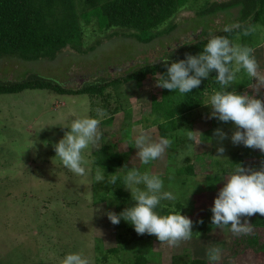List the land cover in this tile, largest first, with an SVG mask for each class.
I'll list each match as a JSON object with an SVG mask.
<instances>
[{"label": "rangeland", "instance_id": "1", "mask_svg": "<svg viewBox=\"0 0 264 264\" xmlns=\"http://www.w3.org/2000/svg\"><path fill=\"white\" fill-rule=\"evenodd\" d=\"M74 1L82 51L67 47L55 59L34 61L4 57L0 59V77L12 80L37 72L77 88L88 79L121 76L124 72L120 71L159 59L182 41L201 35L204 27L197 21L198 11L213 1L226 0H178V11L152 32H164L172 24L176 28L147 43L130 35L135 30L108 24L101 10L108 0ZM209 20V33L224 26L222 14L210 16ZM116 31L120 34L112 35ZM254 34L251 48L259 72L264 74V25L257 23ZM234 43L242 45V36H235ZM238 76L229 90L264 98V86L257 92L255 79L250 80L243 71ZM213 79L215 76L207 79L204 100L220 89ZM163 92L164 88L156 86L155 74L141 83L110 85L102 94L93 96L58 94L50 89L0 94V264H61L69 252H82L91 264H138L140 255L148 258V264H184L195 259L207 260L209 264L207 249L213 246L221 249L218 264H264V251L248 248L234 254L230 226L216 228L211 223L214 199L225 183L219 180L218 171L226 177L237 163L253 169L264 167V152L234 145L230 139L234 123L209 118L211 106L199 105L198 96L188 93L184 95L186 125L167 135L173 144L160 159L142 165L132 141L145 128H151L153 139L161 137L158 125L147 117L153 114L154 99H161ZM97 109H103L105 114L99 116ZM83 116L101 120V140L86 153L93 161L92 168L97 166V157L118 153L121 162L113 171L99 165L104 168L106 179L112 175L123 177L125 165L162 174L166 186L171 183L178 199L163 202L158 211L168 214L181 210L190 216L194 221L191 239L170 244L145 233L142 239L121 247L120 237L137 232L133 226L128 228L129 223L124 220L112 224L107 213L123 210L118 207V188L129 194L131 190L119 182H95L94 171L76 176L58 158L53 161L54 144L70 130L61 125ZM218 128L228 133L227 139L221 141L215 136ZM191 130L200 131L199 136L205 140L199 145L190 144L187 134ZM221 144L225 148L222 154L218 153ZM104 146L106 152L101 151ZM190 165L194 166L191 176L185 172ZM112 248L120 249L114 252Z\"/></svg>", "mask_w": 264, "mask_h": 264}, {"label": "clouds", "instance_id": "2", "mask_svg": "<svg viewBox=\"0 0 264 264\" xmlns=\"http://www.w3.org/2000/svg\"><path fill=\"white\" fill-rule=\"evenodd\" d=\"M241 27L239 22H233L224 25L221 30L232 33ZM162 59L166 72L163 75L156 73V86L181 95L192 93L194 88H199L202 81L215 72V80L221 88L203 102L211 106L209 118L234 123L235 130L230 137L234 145L243 144L264 152V98L241 93L234 88L229 90L238 81V74L242 71L250 80L255 79L257 92L264 86V74L259 72V65L251 47L235 44L227 36L212 34L203 50L197 54H187L184 59L179 60L169 57ZM97 112L99 116L105 114L103 109H97ZM147 118L153 121L158 119L156 114L148 115ZM159 123L164 124L166 121L160 118ZM100 124L99 118L83 116L61 125L70 130L54 144L56 155L53 161L58 158L60 164L76 176L83 177L94 171L95 182H119L131 190V205L119 213H107L112 224L118 225L124 220L138 234L155 235L160 242L170 244L191 239L194 234V221L190 216L183 214L181 210L170 211L168 214L158 211L163 202H175L178 199L171 183L166 186L162 174L153 173L147 168L125 165L123 168H127V171L123 177L112 175L106 179L103 167L97 165L92 168L93 161L87 158L86 153L101 140ZM199 133L201 132L196 130L188 132L187 140L190 144L199 145L205 140ZM215 136L222 141L228 138V133L218 128ZM132 143L138 149L136 156L140 163L147 166L160 159L171 148L173 141L167 136L153 139L151 128H145L134 136ZM224 151L221 144L218 153L222 154ZM216 156L223 157L219 154ZM172 175L174 169L169 172V181ZM218 175L219 180H224L225 183L211 208L212 225L216 228L230 226L231 232L237 236L250 234L251 223L242 218L257 213L264 215V167L253 169L237 163L226 177L219 171ZM194 189L187 195L186 201ZM207 257L209 264H218L221 249L215 246L208 248ZM61 264H91V260L82 252H69L64 255Z\"/></svg>", "mask_w": 264, "mask_h": 264}, {"label": "trees", "instance_id": "3", "mask_svg": "<svg viewBox=\"0 0 264 264\" xmlns=\"http://www.w3.org/2000/svg\"><path fill=\"white\" fill-rule=\"evenodd\" d=\"M101 10L108 24L135 30L130 35L147 43L176 28V24H172L164 32H152L178 11V0H108L102 4ZM218 14L223 15L224 25L239 22L241 29L225 33L221 30L222 27L209 33L208 23L212 21L209 17ZM198 18V23L204 27L201 35L182 41L167 50L159 59L136 63L129 69L120 71V73L124 72L121 76L110 75L101 76L97 80L88 79L77 88L68 87L58 78L37 72L12 80L0 77V94L18 93L26 89H50L58 94L89 93L93 96L102 94L110 85L128 81L141 83L149 75L156 73L163 75L166 72L162 58L179 60L184 59L187 54H197L203 50L212 34L227 36L233 43L234 37L241 35L242 45L253 47L255 25L257 23L264 25V0L213 1L198 11ZM118 32L112 35H119ZM81 37L74 0H0V59L4 57H18L27 61L55 59L67 47L82 51ZM215 75L214 72L211 77ZM213 80V84L221 88L216 80ZM207 82V79H204L199 88L192 90V93L198 96L199 105L205 101ZM184 95L164 88L162 98L154 99L152 113L158 117L155 124L158 125L161 136H167L186 125L188 120ZM160 118L166 123H159ZM106 150L107 146L101 149L102 152ZM95 162L104 166L107 171H113L115 166L120 164L121 159L118 153H113L103 158L97 157ZM185 172L190 176L193 175L194 166H187ZM116 197L119 209L121 207L124 209L133 203L131 194L123 188L116 190ZM242 219H247L251 223L252 232L239 236L232 233L234 254H239L248 248L264 251V215L257 213ZM128 228L132 229V226L129 224ZM142 238L143 235L138 233L129 237H120V245L127 247ZM119 249L112 248V251L118 252ZM137 263L148 264V258L140 255ZM184 264H208V261L195 259Z\"/></svg>", "mask_w": 264, "mask_h": 264}, {"label": "water", "instance_id": "4", "mask_svg": "<svg viewBox=\"0 0 264 264\" xmlns=\"http://www.w3.org/2000/svg\"><path fill=\"white\" fill-rule=\"evenodd\" d=\"M112 70L115 71V70H117V69H116V68H113Z\"/></svg>", "mask_w": 264, "mask_h": 264}]
</instances>
